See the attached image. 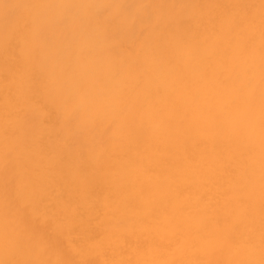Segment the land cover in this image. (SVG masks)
<instances>
[{"label": "bare ground", "instance_id": "bare-ground-1", "mask_svg": "<svg viewBox=\"0 0 264 264\" xmlns=\"http://www.w3.org/2000/svg\"><path fill=\"white\" fill-rule=\"evenodd\" d=\"M264 264L261 0H0V261Z\"/></svg>", "mask_w": 264, "mask_h": 264}, {"label": "snow or ice", "instance_id": "snow-or-ice-1", "mask_svg": "<svg viewBox=\"0 0 264 264\" xmlns=\"http://www.w3.org/2000/svg\"><path fill=\"white\" fill-rule=\"evenodd\" d=\"M261 2H262V6H264V0H261ZM0 264H19V262L12 260H4V261H0Z\"/></svg>", "mask_w": 264, "mask_h": 264}]
</instances>
